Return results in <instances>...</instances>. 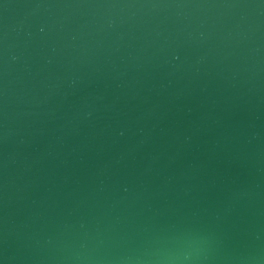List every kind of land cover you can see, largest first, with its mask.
Wrapping results in <instances>:
<instances>
[{
	"label": "water",
	"instance_id": "95a60500",
	"mask_svg": "<svg viewBox=\"0 0 264 264\" xmlns=\"http://www.w3.org/2000/svg\"><path fill=\"white\" fill-rule=\"evenodd\" d=\"M0 264H264V0H0Z\"/></svg>",
	"mask_w": 264,
	"mask_h": 264
}]
</instances>
